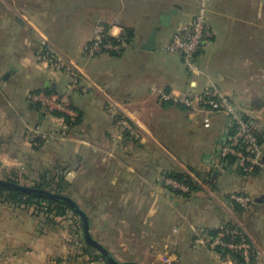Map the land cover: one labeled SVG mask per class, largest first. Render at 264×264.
<instances>
[{
	"label": "crops",
	"instance_id": "obj_1",
	"mask_svg": "<svg viewBox=\"0 0 264 264\" xmlns=\"http://www.w3.org/2000/svg\"><path fill=\"white\" fill-rule=\"evenodd\" d=\"M197 12L196 0H0V172L39 178L61 169L78 188L94 238L112 254L105 240H125L136 255L130 262L238 264L230 256L219 260L210 236L236 225L259 250L255 264H264V164L245 176L235 162L217 163L230 118L175 101L189 90L217 86L246 110L231 96L236 78L264 72V42L257 36L264 32V0H211L212 38L197 58L201 76L167 51L177 29ZM97 27L115 38L133 33L123 55L83 61ZM154 32L156 50L145 51ZM44 41L82 74L72 97L81 120L67 137L31 101L36 93H65L71 85L68 73L37 62ZM108 100L135 125L139 140H112ZM263 109V102L251 100L245 112L262 126ZM36 128L52 133L40 147L28 139ZM164 172L189 176L193 190L166 187L158 179ZM233 194L252 200L241 214ZM71 219L53 225L35 209L0 199V264H78L84 234H70Z\"/></svg>",
	"mask_w": 264,
	"mask_h": 264
},
{
	"label": "built area",
	"instance_id": "obj_2",
	"mask_svg": "<svg viewBox=\"0 0 264 264\" xmlns=\"http://www.w3.org/2000/svg\"><path fill=\"white\" fill-rule=\"evenodd\" d=\"M198 12L192 22L180 26L167 46V51L179 54L182 64L194 76H201L197 58L204 46L212 38V32L208 26L209 4L211 0H196ZM128 48L121 38H115L104 27H97L92 40L83 47V54L92 61L106 54H120ZM38 63L57 72H66L71 77V85L65 93L39 92L31 97L33 104L40 107L42 112L54 122V126L62 137H67L71 126L77 121L78 114L73 108L72 97L80 87L82 74L70 62L62 57L45 41L36 52ZM166 99H170L167 96ZM175 101L186 108H203L212 113L228 116L232 123L229 136L221 141L217 150V163L223 164L233 158L237 168L245 175L250 176L254 170L264 164V135L259 137L261 129L255 121L248 119L247 113L239 108L230 98L226 97L217 86H211L201 92L187 91L177 97ZM105 114L114 124L112 140L115 143L123 141L125 137L139 140L141 135L130 120L123 115L118 107L108 100L105 106ZM209 124V120H205ZM28 139L32 146L38 147L40 140L48 143L52 133L41 128L31 129ZM189 177V176H188ZM159 181L166 187L181 193H190L191 190L186 180H176L162 173ZM231 199L244 210L252 204L247 195L233 194ZM211 248L219 260H224V251L239 254L242 262L238 264H255L259 250L246 231L241 227L225 226L211 241Z\"/></svg>",
	"mask_w": 264,
	"mask_h": 264
},
{
	"label": "trees",
	"instance_id": "obj_3",
	"mask_svg": "<svg viewBox=\"0 0 264 264\" xmlns=\"http://www.w3.org/2000/svg\"><path fill=\"white\" fill-rule=\"evenodd\" d=\"M107 30V29H106ZM133 33L130 30H125L123 35L120 37L121 40L124 41V43L127 44V46L130 45L132 35ZM125 51H123L120 54H109L113 56H121L123 55ZM247 118L252 120L250 116H247ZM81 116L78 113V119L77 121L71 126V131L75 129L80 123ZM255 124H257L255 122ZM262 132L259 133V137L262 139L264 135V130H261ZM40 145H43L45 142H42L41 140L39 141ZM39 145V147H40ZM228 162H234L233 158L228 159ZM165 173V172H164ZM168 176L172 177L173 179L182 181L186 180L187 185L191 190H193V181L190 177L186 175H175V174H170L166 173ZM5 180L20 184L18 181V175L15 173H12L8 175V177L5 178ZM37 189H42L49 191L54 194L58 195H65L70 197L66 192L69 190L73 189V185L69 183L67 180V176L65 173L60 169L54 170V172H45L39 177V180L37 182V185L34 187ZM177 193H180L178 191H175ZM0 199L3 201V203L9 204V205H14L17 207L21 208H36L37 213L41 216H44L46 218L47 223L53 224V225H58L59 223L57 222L58 219L61 218H75L77 219L76 224L79 227V231L83 233V225L81 220L79 219L78 215L73 211V209L68 206L67 204L55 200H49V199H44L40 197H36L33 195L25 194L20 191L12 190L9 188H5L0 186ZM235 204V203H234ZM235 210L237 213H243L245 210L241 208L239 205L235 206ZM227 226H232V225H227ZM221 230V229H220ZM220 230L213 231L210 233V236L212 239H214L217 234L220 232ZM76 234L78 231L75 232ZM84 237V236H83ZM81 253L77 254L74 258V261L78 264H91V263H98V262H103L104 264H109L105 259L102 258L100 254H98L96 251H94L91 247H89L85 239L83 238V241L81 242ZM224 256L225 257H232L233 259H236L238 263L242 262V258L239 254H233L229 253L228 251H224Z\"/></svg>",
	"mask_w": 264,
	"mask_h": 264
},
{
	"label": "rangeland",
	"instance_id": "obj_4",
	"mask_svg": "<svg viewBox=\"0 0 264 264\" xmlns=\"http://www.w3.org/2000/svg\"><path fill=\"white\" fill-rule=\"evenodd\" d=\"M251 35H253V34H251ZM257 36H258V39H261L264 42V32L263 33H258ZM263 45H264V43H263ZM263 51H264V47H263ZM103 56H111V55L106 54V55H103ZM98 58L99 57L95 58L94 60H96ZM263 58H264V53H263ZM82 59H83V61H88V59L85 56H82ZM263 69H264V64H263ZM236 85H237V87L235 89V94L233 96H231V97L233 99H235V101L237 103H239V105H241L242 107L243 106L246 107V108H244V109H246L245 110L246 112H247V107H248V105H250L251 100H258V101H261V102L264 103V72L262 73V75L261 74H257L255 77L253 75V78L252 77H247V78L242 77V79H241V77H238V78H236ZM254 91L255 92L257 91L258 94L255 93ZM263 112H264V109H263ZM247 115H248V113H247ZM254 120L257 123V125L259 126L258 121H256V119H254ZM262 120H263V121H261L262 126L260 125L259 128L261 130H264V114H263ZM8 175H10V174L7 171H5L3 173L0 172V178L1 179H4L5 180V178L8 177ZM38 180H39V178H36L35 176L30 175V174H28V175H26V174H19L18 175V181H19V183L21 185H24V186L35 187L37 185ZM66 194H68L77 203H81V204L84 203L81 195L78 192V188H77L76 184H74L73 189H71L68 192H66ZM32 209H35V211L37 210L35 207L32 208ZM87 209L90 210L91 208L90 207H87ZM92 214L93 213L91 211L90 215H92ZM71 221H72V226L73 227L71 229L70 234H72V231L73 232L78 231V233H79L80 232L79 231V227L76 224L77 219L72 218ZM75 236L76 235H73V237H72L73 238V241H74V239H76ZM124 242H125V240H123L122 242L118 243L117 245L116 244L115 245L114 244L112 245L108 240H105V243H107V246H109V249H111L112 251H114L113 256L115 257V259H117L120 262H130V261H133L132 259L134 257H136V255L132 251H128L129 250V247H131V246L125 245ZM157 243H156V245H157ZM138 257H141L142 259H144V256L143 255H140ZM91 264H104V263L103 262H98V263H95L94 262V263H91Z\"/></svg>",
	"mask_w": 264,
	"mask_h": 264
},
{
	"label": "water",
	"instance_id": "obj_5",
	"mask_svg": "<svg viewBox=\"0 0 264 264\" xmlns=\"http://www.w3.org/2000/svg\"><path fill=\"white\" fill-rule=\"evenodd\" d=\"M172 13L175 14V12H172ZM156 36H157V33L154 32L151 38L149 39L148 43L143 47L145 51L151 52V51L156 50ZM253 106L257 107L258 109L263 108L262 104H258L256 102H253ZM43 118H44L43 114L40 113L39 121L42 122ZM0 186L9 188L12 190L20 191L22 193L33 195L36 197L49 199V200H55V201H59V202H63L67 204L73 209V211L78 215L79 219L82 222L83 234H84V239H85L86 244L89 247H91L94 251H96L98 254H100L102 258L105 259L109 264H141L137 262H120L117 259H115L113 254L94 238L91 232V225H90L89 217L84 212V210L81 208V206L71 197H68L65 195L54 194L49 191L37 189L34 187L12 183V182H9L1 178H0Z\"/></svg>",
	"mask_w": 264,
	"mask_h": 264
}]
</instances>
